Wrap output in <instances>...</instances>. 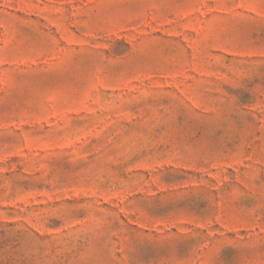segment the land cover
<instances>
[{"label":"rangeland","instance_id":"374dc122","mask_svg":"<svg viewBox=\"0 0 264 264\" xmlns=\"http://www.w3.org/2000/svg\"><path fill=\"white\" fill-rule=\"evenodd\" d=\"M0 264H264V0H0Z\"/></svg>","mask_w":264,"mask_h":264}]
</instances>
